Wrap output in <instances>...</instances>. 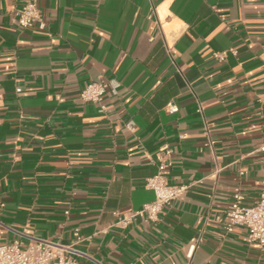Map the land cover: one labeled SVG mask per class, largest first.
Wrapping results in <instances>:
<instances>
[{
	"label": "crops",
	"instance_id": "crops-1",
	"mask_svg": "<svg viewBox=\"0 0 264 264\" xmlns=\"http://www.w3.org/2000/svg\"><path fill=\"white\" fill-rule=\"evenodd\" d=\"M39 6L44 27L22 29L20 4L0 0L1 242L69 245L78 229L79 264H264V246L217 220L236 187L248 204L260 191L264 0ZM98 81L117 86L104 113L80 99ZM164 145L167 181L191 189L156 226H116L154 199Z\"/></svg>",
	"mask_w": 264,
	"mask_h": 264
},
{
	"label": "built area",
	"instance_id": "built-area-1",
	"mask_svg": "<svg viewBox=\"0 0 264 264\" xmlns=\"http://www.w3.org/2000/svg\"><path fill=\"white\" fill-rule=\"evenodd\" d=\"M15 1L20 4L17 9V21L20 28L44 27L40 0ZM230 53L236 52L230 49L214 52L213 56L215 60L225 62ZM109 88L116 90L117 86L113 82H92L83 88L80 99L85 103L98 105L100 112L104 113L107 111L104 97ZM167 110L173 113L176 111V106L169 103ZM129 128L131 129L130 126ZM207 134H209L208 131ZM259 151L263 154V164L257 200L248 204L241 188L236 187L229 209L217 220L226 233L230 234L237 228H244L247 231L246 241L249 244L257 243L264 246V143ZM160 152L158 171L146 180V188L154 193V199L129 216H118L116 226L126 229L139 219L156 226L161 221L165 208L174 201L183 199L191 189L192 184L176 185L167 181V170L172 165V149L164 145L160 148ZM85 240L86 238L78 229L75 230L73 242L69 245L36 236H27V243L19 240L2 243L0 240V264H79V258L84 254L77 247ZM197 245V239L190 242L191 249L197 248Z\"/></svg>",
	"mask_w": 264,
	"mask_h": 264
}]
</instances>
